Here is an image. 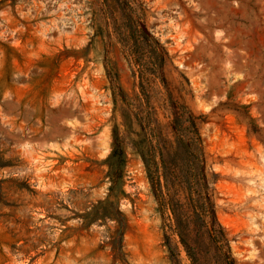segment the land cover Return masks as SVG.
<instances>
[{"label": "rangeland", "instance_id": "obj_1", "mask_svg": "<svg viewBox=\"0 0 264 264\" xmlns=\"http://www.w3.org/2000/svg\"><path fill=\"white\" fill-rule=\"evenodd\" d=\"M0 264H264V0H0Z\"/></svg>", "mask_w": 264, "mask_h": 264}, {"label": "trees", "instance_id": "obj_2", "mask_svg": "<svg viewBox=\"0 0 264 264\" xmlns=\"http://www.w3.org/2000/svg\"><path fill=\"white\" fill-rule=\"evenodd\" d=\"M128 33L120 38L119 42L127 50V54L132 62V76L137 79V87L139 94L147 99L148 81L150 78H155L160 73L166 62V53L160 44L149 35L145 28L135 31L136 20L128 17ZM175 112V111H174ZM188 122L189 128H192L191 136L189 138L190 146L196 152H200L198 147L200 139L194 123L190 118L185 120ZM182 121L174 120V129L183 138L186 137L185 130L181 128Z\"/></svg>", "mask_w": 264, "mask_h": 264}]
</instances>
